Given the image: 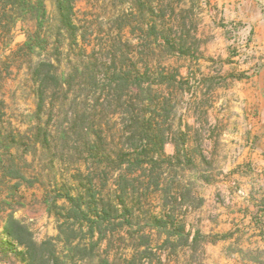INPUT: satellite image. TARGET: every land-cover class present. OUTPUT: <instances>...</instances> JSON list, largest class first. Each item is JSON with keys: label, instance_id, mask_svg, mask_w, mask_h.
Returning <instances> with one entry per match:
<instances>
[{"label": "rangeland", "instance_id": "rangeland-1", "mask_svg": "<svg viewBox=\"0 0 264 264\" xmlns=\"http://www.w3.org/2000/svg\"><path fill=\"white\" fill-rule=\"evenodd\" d=\"M44 1L0 44V264H264V0Z\"/></svg>", "mask_w": 264, "mask_h": 264}, {"label": "trees", "instance_id": "trees-1", "mask_svg": "<svg viewBox=\"0 0 264 264\" xmlns=\"http://www.w3.org/2000/svg\"><path fill=\"white\" fill-rule=\"evenodd\" d=\"M58 11L61 16L62 22L69 28H75L73 21V0H57ZM33 18L38 22L39 27H43L44 23L48 19V11L44 0H0V44H6L12 32L14 25L18 20L22 18ZM37 39V40H36ZM41 32L32 33L29 35L28 40L24 45L31 51H34L36 46L41 45ZM0 45V51L2 49ZM54 69V64L50 63ZM46 65V61L40 63L36 67V72L40 75L43 72V66ZM48 65V64H47ZM50 78L60 82V75L57 72L48 74ZM46 78L42 79L45 81ZM46 90L43 85L39 88L38 94L41 103L43 104L46 99ZM25 227L19 222V220L11 217L8 220L6 230L8 234H14L19 237L21 233L25 232Z\"/></svg>", "mask_w": 264, "mask_h": 264}]
</instances>
